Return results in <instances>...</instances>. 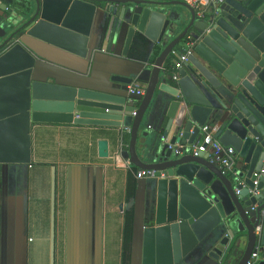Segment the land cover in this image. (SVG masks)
Here are the masks:
<instances>
[{"label": "water", "instance_id": "95a60500", "mask_svg": "<svg viewBox=\"0 0 264 264\" xmlns=\"http://www.w3.org/2000/svg\"><path fill=\"white\" fill-rule=\"evenodd\" d=\"M123 36L125 56L138 37L164 48L141 107L131 102L129 77L112 76L98 88L42 78L31 44L87 59L91 43L97 45L93 38L116 47ZM177 48L190 54L177 81L171 74L160 80L159 128L142 146L154 164L134 160L156 171V213L144 231L142 264H181L202 245L221 264H248L253 253V264H264V178L259 194L251 192L264 165V0H224L202 18L173 0H0V164H31L33 127L46 123L130 129L133 156L159 69ZM206 126L235 149L246 186L224 175L208 154L193 155ZM178 146L187 148L177 154ZM98 150L107 158L108 141L99 140ZM56 196L53 167L50 264H56Z\"/></svg>", "mask_w": 264, "mask_h": 264}, {"label": "crops", "instance_id": "0c3cea01", "mask_svg": "<svg viewBox=\"0 0 264 264\" xmlns=\"http://www.w3.org/2000/svg\"><path fill=\"white\" fill-rule=\"evenodd\" d=\"M177 8L190 15L186 7ZM93 40L97 45L90 44L87 59L31 40L41 77L88 88L109 86L112 76L129 77L130 85L145 90L133 103L141 107L164 48L155 54L160 44L138 37L125 56V36L116 47L112 42L104 46L101 38ZM173 65L174 58L166 57L159 69L157 90L142 119L133 156L131 130L126 128L46 123L33 127L31 164H0V264H50L53 167L57 170L56 264L143 263L144 231L153 222L157 193L153 178H136L135 169H142L134 160L146 167L154 164V155L144 153L142 146L157 135L158 115L164 109L157 102L163 96L158 87ZM113 92L122 94L115 88ZM210 127L219 137L216 128ZM99 140L108 141L107 158L99 156ZM241 167L237 158V168ZM129 183H135L136 189L134 197L127 199ZM130 210L133 238L124 250L125 214ZM212 252L202 245L181 264H221Z\"/></svg>", "mask_w": 264, "mask_h": 264}, {"label": "built area", "instance_id": "2783aa9c", "mask_svg": "<svg viewBox=\"0 0 264 264\" xmlns=\"http://www.w3.org/2000/svg\"><path fill=\"white\" fill-rule=\"evenodd\" d=\"M193 10L196 11L199 17H204L206 13L218 10V7L224 2V0H184ZM190 54L189 49H174L171 53V57L174 58V65L171 73V80H178V72L182 70L185 62H187L188 56ZM128 94L131 97V102L135 103L136 97H142L145 95V90L137 85L128 86ZM137 112H134V116ZM130 130V129H127ZM187 148L186 146H178L175 149V153L179 154L181 150ZM194 156H198L200 153H205L209 155L210 162L216 166L224 175L234 177L239 185H245L244 180L240 179L237 171V157L236 151L232 147L224 146L218 137L215 136L212 127L206 126L203 129V138L199 145L191 148ZM155 170H139L136 173V178H154ZM264 178V165L263 167L254 173L253 184L255 189L251 192L254 195L259 194L257 186L260 180ZM239 193V190H237ZM260 228H258V231ZM258 254L253 253L251 260L248 264H253L257 259Z\"/></svg>", "mask_w": 264, "mask_h": 264}, {"label": "trees", "instance_id": "16d2710c", "mask_svg": "<svg viewBox=\"0 0 264 264\" xmlns=\"http://www.w3.org/2000/svg\"><path fill=\"white\" fill-rule=\"evenodd\" d=\"M155 54L161 53V48H158ZM139 170L135 169L136 174ZM135 189L136 184L135 183H129L128 191H127V199H130L134 197L135 195ZM133 223H134V217H133V210H130L129 212H126L125 214V227H124V250H127L129 248V244L132 241L133 238Z\"/></svg>", "mask_w": 264, "mask_h": 264}]
</instances>
